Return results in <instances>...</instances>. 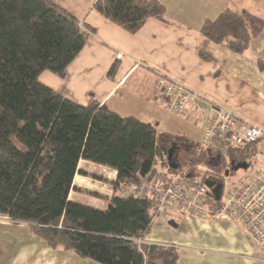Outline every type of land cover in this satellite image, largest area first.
Masks as SVG:
<instances>
[{"label": "trees", "instance_id": "obj_1", "mask_svg": "<svg viewBox=\"0 0 264 264\" xmlns=\"http://www.w3.org/2000/svg\"><path fill=\"white\" fill-rule=\"evenodd\" d=\"M93 9L133 35L166 15L156 0H97ZM263 29L264 20L249 11H226L205 21L201 33L244 55ZM88 32L54 0H0V215L27 224L51 249L98 264H177L172 247L137 243L151 230L153 199L117 192L125 185L165 189L176 178L224 185L237 165L254 170L264 142L222 157L203 137L162 132L106 105L83 107L42 85L44 72L66 77ZM257 64L264 71V62ZM81 161L117 172L116 195L105 212L70 201ZM224 207L209 189V212Z\"/></svg>", "mask_w": 264, "mask_h": 264}, {"label": "crops", "instance_id": "obj_2", "mask_svg": "<svg viewBox=\"0 0 264 264\" xmlns=\"http://www.w3.org/2000/svg\"><path fill=\"white\" fill-rule=\"evenodd\" d=\"M54 1L93 33L88 32L89 40L66 77L44 72L39 78L42 85L80 106L106 105L120 116L157 124L162 132L183 133L201 141L202 114L194 113L193 105L184 117L162 105L156 82L165 77L192 90L198 98L195 104L203 111L210 105L220 106L264 128V71L257 64L258 60L264 62V29L244 55L201 33L205 21L226 11H244L240 8L243 0L239 4V0H156L166 9L164 21L150 19L134 35L96 12L97 0ZM115 64L116 71L110 75ZM193 129L196 137L187 134ZM89 167L99 175L112 176L106 183L92 184L103 199L73 201V191L70 201L105 212L116 195L111 183L117 172L81 161L74 188L79 174L86 177ZM145 242L175 249L177 264H264V246L255 244L244 225L225 208L200 220L172 208L166 219H153ZM0 264L98 263L73 252L53 250L27 224L0 215Z\"/></svg>", "mask_w": 264, "mask_h": 264}, {"label": "built area", "instance_id": "obj_3", "mask_svg": "<svg viewBox=\"0 0 264 264\" xmlns=\"http://www.w3.org/2000/svg\"><path fill=\"white\" fill-rule=\"evenodd\" d=\"M156 90L162 105L174 115H183L193 105L194 113L201 115L204 125L203 144L212 152L225 157L230 150L264 142V128L240 118L234 112L216 105H210L203 111L195 104L197 96L185 85L159 77ZM262 153L264 154V146ZM233 193L227 204L237 221L241 222L249 236L258 246H264V171L251 172L241 184L233 187ZM138 193L145 199H153L155 209L153 219H166L172 208L179 209L184 215L194 219L209 216L207 208L209 188L186 178L174 179L165 189L144 186L136 189L125 185L119 190L122 197ZM139 245L145 239L137 240Z\"/></svg>", "mask_w": 264, "mask_h": 264}, {"label": "rangeland", "instance_id": "obj_4", "mask_svg": "<svg viewBox=\"0 0 264 264\" xmlns=\"http://www.w3.org/2000/svg\"><path fill=\"white\" fill-rule=\"evenodd\" d=\"M240 2H241V0H239L237 4H239ZM243 2L244 3L242 5V7H240V8L245 9V10H251V12H253L254 14H257V15L261 16L262 18H264V0H249V1L243 0ZM184 3L186 4V1ZM170 130H173L174 132H176L178 129H170ZM196 131L199 132V129L197 128ZM194 133H195L194 129L192 130V133L187 132V134H189L190 136L196 137L195 135H193ZM259 161H258V164L255 166L254 170L251 172L264 171V156L261 157V160H259ZM95 167H97V166H95ZM88 171H89V174H86V177L81 176V174H79L80 179L78 178L79 180H77L75 185L76 186L80 185L83 189H78L75 186L74 193L71 196V199L73 201H77V199H87V200L92 199V198L99 199V200L103 199V197L101 195L96 193L97 190H95L96 188L92 187V184H95L96 182H102V183L105 182L106 183L107 178H108V180H112V176L109 177V174L106 176L99 175V174H97L98 173L97 171H93L92 168H90V167H89ZM251 172H247L246 170H240L238 172H233L231 174L229 173V175L225 178L224 189H223V192L221 195L225 209H227L228 201L231 197V194L233 193L232 192L233 187L236 188V186L241 184V182H243L246 178L250 177ZM82 178H84V179H82ZM83 180H84V182H83Z\"/></svg>", "mask_w": 264, "mask_h": 264}, {"label": "water", "instance_id": "obj_5", "mask_svg": "<svg viewBox=\"0 0 264 264\" xmlns=\"http://www.w3.org/2000/svg\"><path fill=\"white\" fill-rule=\"evenodd\" d=\"M248 168L247 164H239L235 167V171H240V170H246ZM226 175H229V171H227ZM207 187L211 190H213L214 196L216 198L217 201L221 200V195L224 189V185L223 184H217L214 185V183H208Z\"/></svg>", "mask_w": 264, "mask_h": 264}]
</instances>
